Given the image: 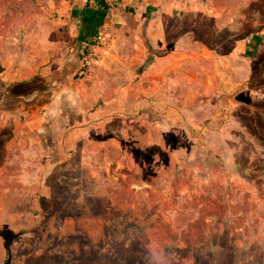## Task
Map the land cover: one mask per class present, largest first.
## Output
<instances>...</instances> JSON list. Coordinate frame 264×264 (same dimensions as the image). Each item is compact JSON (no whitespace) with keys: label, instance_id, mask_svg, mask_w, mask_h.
Here are the masks:
<instances>
[{"label":"rangeland","instance_id":"1","mask_svg":"<svg viewBox=\"0 0 264 264\" xmlns=\"http://www.w3.org/2000/svg\"><path fill=\"white\" fill-rule=\"evenodd\" d=\"M60 1L0 0V93L5 87L2 61L12 62L11 57L3 60V51L16 56L20 50L24 65L30 64V55L47 64L52 57L47 43L19 48L2 42L38 37L35 26L47 28L51 18H60L63 33L72 20L78 38L83 0H66L67 11L55 17L45 13L50 2ZM182 1L186 8L195 2ZM214 1L215 7L234 10L232 29H211L215 25L208 16L200 17L203 25L192 24L197 18L185 12L190 23L184 26L185 39L200 55L199 65L184 67L195 76L189 79L193 85L164 97L171 108L156 112L162 129L154 123L148 127L147 145L109 148L99 168L88 174L81 173V160H72L68 173L52 176L54 187L67 188L56 204L77 198L88 212L61 229L64 237L57 245L64 246L63 256L75 258L83 250L107 264L119 251L129 252L137 225L144 253L129 252L134 264H264V0ZM136 4L120 0L109 7L83 43L107 23L108 49L116 29L130 24ZM79 44L64 48L69 58L78 60L85 46L78 49ZM97 64L80 76L88 78ZM12 211L21 217L13 223L21 226L19 233L34 226L29 216H36L38 207L32 202H14ZM52 217L58 220L56 213Z\"/></svg>","mask_w":264,"mask_h":264},{"label":"crops","instance_id":"2","mask_svg":"<svg viewBox=\"0 0 264 264\" xmlns=\"http://www.w3.org/2000/svg\"><path fill=\"white\" fill-rule=\"evenodd\" d=\"M86 2L78 10L77 39L72 20L63 33L60 18H51L47 28L35 26L38 37L2 42L19 48L47 43L52 57L47 64L29 54L30 64L24 65L27 61L20 50L16 56L13 51L2 52L3 60L11 57L12 62L2 61L5 87L0 93V264L73 259L63 256L64 246L57 244L64 237L61 229L75 218L57 220L46 202L51 199L45 192L53 186L52 176L68 173L72 160H81V173L88 174L90 168H99L109 148L122 151L125 145H147L148 127L152 129L153 123L163 127L156 112L171 108L164 97L193 85L189 79L195 76L184 67L199 65L200 55L185 39L184 26L190 24L185 22V12L197 18L192 24L198 26L204 24L200 17L208 16L215 25L210 28L216 31H231L230 17L235 13L231 6L215 7L214 0H195L187 8L182 0H135L130 24L116 29L115 40L84 78L78 73L79 56L69 58L64 48L79 43L78 49L82 47L102 20L104 11L85 6ZM67 9L66 0L50 2V12L45 13L55 17ZM27 55L28 50L23 52ZM17 189L28 192L27 196ZM19 201L38 207L36 216H29L34 226L23 233H19L21 226L13 224L21 218L12 215L14 202Z\"/></svg>","mask_w":264,"mask_h":264},{"label":"trees","instance_id":"3","mask_svg":"<svg viewBox=\"0 0 264 264\" xmlns=\"http://www.w3.org/2000/svg\"><path fill=\"white\" fill-rule=\"evenodd\" d=\"M90 5L92 8L97 9L98 11H107L109 9V7L104 3L103 0H87V2L85 3V6ZM89 43H85L83 49H82V53L79 56V59L81 60L87 45ZM79 76L82 75L81 74V70L78 72ZM56 183V182H55ZM56 185V184H55ZM67 189L65 188H56L53 186L51 187V189L49 190V196L51 199H48L46 202H48L49 204V211H50V215L56 213L58 220H62L65 217H74V218H80L83 217L85 215H88V212L85 211V207L83 206V204L81 203L80 199H75V200H67L66 202L63 201L61 203L60 206H58V203L56 204V202L59 201L60 197H61V191ZM58 194H55L56 192ZM52 192V193H51ZM54 192V193H53ZM72 203L79 205V206H74L71 205ZM137 228V232L135 233L134 238L132 239L130 246L127 250H129V252H131L132 250L135 252H138V250H141V246L142 245V241L144 238H142L140 236V232L142 231V228L140 226L134 225ZM120 250H124V249H120ZM95 253H98L97 251H93ZM125 253L123 251H119L117 253V256L114 258H111V260L107 263V264H134V262H132V256H135L134 254L130 253ZM142 253H144L143 251H140ZM139 256L141 257V254H139ZM103 258H99L97 254H95V256H86L83 250H80V256L73 258L72 260H64V259H55L54 261L51 260L49 264H105L103 263ZM142 262H140V264H142Z\"/></svg>","mask_w":264,"mask_h":264},{"label":"built area","instance_id":"4","mask_svg":"<svg viewBox=\"0 0 264 264\" xmlns=\"http://www.w3.org/2000/svg\"><path fill=\"white\" fill-rule=\"evenodd\" d=\"M103 1L108 7H111L113 5L116 6L120 0ZM110 40L111 33L109 32V25L107 23H103L92 41L87 45V48L81 58V74L98 63L99 55L101 53H105Z\"/></svg>","mask_w":264,"mask_h":264},{"label":"flooded vegetation","instance_id":"5","mask_svg":"<svg viewBox=\"0 0 264 264\" xmlns=\"http://www.w3.org/2000/svg\"><path fill=\"white\" fill-rule=\"evenodd\" d=\"M72 218H74V217H72ZM81 218V217H80Z\"/></svg>","mask_w":264,"mask_h":264}]
</instances>
